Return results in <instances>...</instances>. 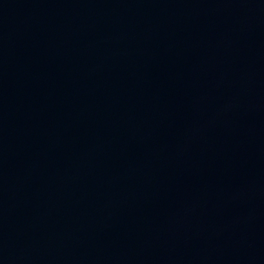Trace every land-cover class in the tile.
<instances>
[{
  "label": "water",
  "instance_id": "water-1",
  "mask_svg": "<svg viewBox=\"0 0 264 264\" xmlns=\"http://www.w3.org/2000/svg\"><path fill=\"white\" fill-rule=\"evenodd\" d=\"M0 264H264V0H0Z\"/></svg>",
  "mask_w": 264,
  "mask_h": 264
}]
</instances>
